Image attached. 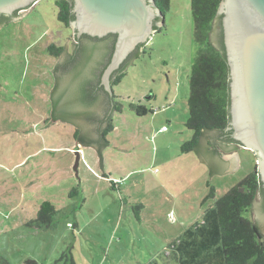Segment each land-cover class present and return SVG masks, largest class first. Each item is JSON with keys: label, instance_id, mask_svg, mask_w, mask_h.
Returning a JSON list of instances; mask_svg holds the SVG:
<instances>
[{"label": "rangeland", "instance_id": "374dc122", "mask_svg": "<svg viewBox=\"0 0 264 264\" xmlns=\"http://www.w3.org/2000/svg\"><path fill=\"white\" fill-rule=\"evenodd\" d=\"M194 32L191 0H172L145 55L114 88L123 111L113 119L102 167L94 148L73 139L75 127L58 122L38 132L50 118L59 62L47 47L68 52L74 43L55 0L0 27V264H65V253L76 264H220L219 244L204 250L198 225L252 173L258 156L230 146L226 155L238 158V169L211 178L196 152L182 153L193 138L186 126L191 71L205 49ZM135 104L146 116L131 110ZM212 188L215 197L205 201ZM46 201L58 211L54 226L32 227ZM244 216L256 224L254 204Z\"/></svg>", "mask_w": 264, "mask_h": 264}, {"label": "trees", "instance_id": "16d2710c", "mask_svg": "<svg viewBox=\"0 0 264 264\" xmlns=\"http://www.w3.org/2000/svg\"><path fill=\"white\" fill-rule=\"evenodd\" d=\"M222 1L191 0L195 40L205 49L199 51L190 78L191 92L188 99L190 116L186 126L193 132V138L181 147L183 154L191 152L200 154L202 147L205 150L209 148V151L213 150V157L216 156V159L219 156L218 145H223L224 148L240 145L232 138V131H228L230 124V80L225 46L222 44L219 49L214 47L211 36ZM171 2L172 0H155L157 7L164 15L170 10ZM55 4L58 9V21L69 29L70 23L75 18L72 13V3L68 0H55ZM113 37L115 40H113V46L110 48L109 43ZM116 39V35H110L103 39L83 35L82 38H77L73 54L65 57L64 62L61 60L68 53L65 47L56 44L47 47V53L56 60H60L55 67V75L61 66H66L69 69L60 80L56 76L57 82L54 84L49 98L51 102L50 118L45 121V129L50 124L69 123L76 128L74 140L78 145L96 147L100 150L109 146L107 137L115 129L113 115L105 122L98 123L101 126L97 129L96 137H91V134L86 132L80 123L76 124L75 120L78 119H72L65 115L70 107L90 108L97 106L102 98H105L108 105H111L112 101L109 94L101 86V77L111 61ZM100 55L102 60L105 59L101 72L97 74V69L92 72L87 71L88 68H93ZM125 75L126 73L119 75L116 80H112L113 88L121 84ZM114 102L113 111L122 114L123 106L116 100L115 95ZM58 107H61L60 111H58ZM131 110L135 111L138 116H146L149 111L146 107L136 106V104L131 106ZM88 114L86 111L83 113V115ZM92 123L97 124L96 120H93ZM92 123L90 122V124ZM207 133L215 134L216 140L207 141L205 147L202 140ZM76 191L73 190L70 196H73ZM260 193H262L264 200V189L257 166H255L252 173L215 203L214 209L210 210L213 215L211 213L206 215L208 217L203 220L205 221L202 223L203 225H198L197 234L202 238L204 250L219 244L216 254L219 253L220 264H264V239L260 229L244 216L253 207ZM213 197H215L214 188L211 189V193L205 198V201H209ZM57 214L56 207L51 202L46 201L41 205L36 219L30 225L40 229H51L55 224ZM210 220L214 221L213 224L216 225L212 230L207 228ZM188 233L190 236L196 234L192 230H189ZM61 260H66L65 264H76L72 254L65 253ZM1 264L9 263L5 261ZM24 264L39 263L28 259Z\"/></svg>", "mask_w": 264, "mask_h": 264}, {"label": "water", "instance_id": "95a60500", "mask_svg": "<svg viewBox=\"0 0 264 264\" xmlns=\"http://www.w3.org/2000/svg\"><path fill=\"white\" fill-rule=\"evenodd\" d=\"M42 1L45 0H0V18L7 16L11 17L7 21H18L23 18L25 11ZM68 1L72 3L75 16L70 27L78 37L87 35L103 39L109 35L117 36L111 61L101 78V86L114 100L113 74L120 70L140 45L149 44L152 36L161 28V23L163 25L164 15L155 0ZM218 16L222 17L229 66L228 131H232V138L244 149L258 156L257 170L264 189V0H223ZM75 40L74 36V43ZM54 71L52 73L55 75ZM75 122L88 131L84 120L78 119ZM60 123L75 127L69 123ZM215 137L213 133L205 134L202 140L205 147L206 142L216 140ZM218 146L219 159L213 157L214 152L209 151V148L205 150L202 147L198 154L211 170V178L234 172L239 165L237 157L226 155L235 149ZM108 147L101 150L96 147L85 148H94L100 165L104 167V153ZM79 162L80 155L77 153V164ZM263 201L260 193L254 202V212L255 222L264 233Z\"/></svg>", "mask_w": 264, "mask_h": 264}, {"label": "flooded vegetation", "instance_id": "af4514ba", "mask_svg": "<svg viewBox=\"0 0 264 264\" xmlns=\"http://www.w3.org/2000/svg\"><path fill=\"white\" fill-rule=\"evenodd\" d=\"M157 6V5H156ZM17 15V14H16ZM164 15V14H163ZM7 18H11V17H7V16H3L0 18V27H3L5 25L4 22H6L8 19ZM164 18H165V15H164ZM160 21V19H159ZM164 21V19H163ZM215 28V29H214ZM72 35L75 36V39L77 40L82 38L81 37H78L74 32L73 30L71 29V27L69 28ZM213 34H211L212 36V42H213V46L216 47V48H221V45L223 44L225 46V32H224V28H223V22H222V17L221 16H218V19L215 21L214 25H213ZM110 36V35H109ZM106 38V37H105ZM75 40V43L71 44L69 42L68 44V53L62 58L61 62H64L65 59L69 56H71L73 54V51L75 49V44L77 43V41ZM113 38H111V42L109 43V47L111 48L113 46ZM148 45H140L137 50H135L129 57L128 59L124 62V64L122 65V67L120 68V70H118L116 73L118 74H113L112 76V80H116L119 75H123L126 73L127 69L134 65V63L136 62L137 59H139L141 57V55H145V50H146V47ZM67 49V48H66ZM66 57V58H65ZM105 60V59H103ZM103 60H102V56L100 55L97 59H96V62L93 66V68H88L87 71L89 72H92L94 71V69H97L96 73L99 74L101 72V69L103 68ZM60 61V60H58ZM59 63V62H58ZM57 63V64H58ZM62 64V63H61ZM69 69V68H68ZM67 67L65 66H61V68L59 69V71L57 72V74L55 75L54 77V84L57 82L56 81V76H58L59 80L61 79V77L63 78L66 74V71H68ZM102 78V77H101ZM113 82V81H112ZM112 103L111 105H108L107 103V100L105 98H102L99 102V104L96 106H91L90 108H84L82 106L80 107H70L67 109V113L65 116H68L72 119H82L84 120L87 124V129L89 134H91V137H96V133H97V129L98 127H100L101 125L98 124V123H101V122H105L111 115H113L114 117L120 113H115L113 110H114V100H112ZM61 110V107H58V111ZM87 112L89 113L88 115H83L84 112ZM91 113V114H90ZM61 115H64L62 113H59ZM79 115V116H78ZM93 120H96L97 124L96 123H92ZM90 122L92 124H90ZM76 130V129H75Z\"/></svg>", "mask_w": 264, "mask_h": 264}, {"label": "crops", "instance_id": "0c3cea01", "mask_svg": "<svg viewBox=\"0 0 264 264\" xmlns=\"http://www.w3.org/2000/svg\"><path fill=\"white\" fill-rule=\"evenodd\" d=\"M42 131H38V132H40V134H42L46 129L44 128V127H42V129H41ZM23 133H25V134H30V131H23ZM32 135H34V134H32ZM73 139H74V135H73ZM72 150H75V149H72Z\"/></svg>", "mask_w": 264, "mask_h": 264}]
</instances>
